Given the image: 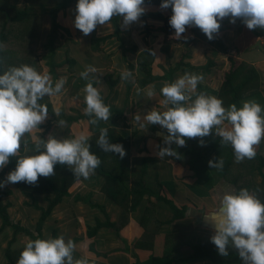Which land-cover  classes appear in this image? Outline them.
Here are the masks:
<instances>
[{"label":"clouds","instance_id":"9594fccd","mask_svg":"<svg viewBox=\"0 0 264 264\" xmlns=\"http://www.w3.org/2000/svg\"><path fill=\"white\" fill-rule=\"evenodd\" d=\"M144 4L145 0H78L74 26L87 36L98 25L109 23L113 17H122V26L127 27L140 21L146 12ZM169 7L172 9L169 24L177 40L187 39L183 36L186 26L198 27L213 40L225 18L233 24L239 18L250 30H264V0H162L160 8ZM3 49L4 45L0 44V50ZM96 71L89 65L80 73L87 81L83 88L84 114L90 117L91 124L107 122L112 115L110 106L89 79V74ZM130 76V72L122 73L123 79ZM203 79L202 74L186 72L174 82H165L160 90L163 99L159 101L163 110L153 108L143 118L135 114L136 126L146 131L149 125L158 124L167 130L164 146L156 152L160 159L179 158L172 145L185 146V138H200L203 146V138L213 129L221 145H231L236 162L254 159L256 148L264 139V107L254 99L243 101L239 108L235 103L225 107L217 96L197 92ZM66 82V77L54 82L47 70L40 72L28 64L9 66L0 73V169L8 165L10 158H16L15 169L0 181V188L18 182L35 185L41 176H54L57 164L67 166L75 178L85 180L100 166V158L90 150V137L84 133L64 139L51 134L42 139L35 134L41 131L39 125L48 117V106L41 101L60 94ZM142 92L152 98L155 86L137 88V94ZM53 112L58 117L60 107L55 106ZM58 123L63 126L66 122L59 120ZM26 134L30 135L34 148L25 147L21 154ZM23 143L27 145L28 141ZM96 143L105 153L119 154L120 158L126 154L122 144L110 142L107 128L100 130ZM208 163L217 170L224 166L222 158L210 159ZM203 219L212 226L210 239L219 255L227 257L229 248H233L243 264H264V202L255 192L247 188L225 189L218 209ZM76 250V243L63 235L28 239L16 264H97V258L90 254L75 257Z\"/></svg>","mask_w":264,"mask_h":264},{"label":"crops","instance_id":"0c3cea01","mask_svg":"<svg viewBox=\"0 0 264 264\" xmlns=\"http://www.w3.org/2000/svg\"><path fill=\"white\" fill-rule=\"evenodd\" d=\"M19 6L22 7L23 4L19 3L18 7ZM144 7L146 8L145 13L158 11L161 9L146 6ZM162 10L169 14H172L171 11H168V9ZM34 13H36V11ZM70 14L71 13H68L67 23L72 27V25L69 23ZM241 21L242 20L237 19L233 24L229 21L228 18H225L220 22L221 27L227 28L226 30L218 34L219 38L224 44V47L227 49L226 51H224L218 48L216 43L213 44L211 40V44H208L199 39L194 41L193 36L187 34V29L183 36H190V38H182L180 40H177L174 38V32L173 34L167 35L166 33H162L157 30L160 26H164L163 22H156L153 19L146 18L145 15H142L139 22H135L126 27L130 28L129 33L134 42L138 40L136 36L138 32L140 43H135L133 47L127 48L126 50L122 49V47L118 45L117 51L115 52L122 57L123 61L125 60L126 62H128V65L122 67L119 73L121 75L125 72L131 73L130 77L126 79L122 78L119 82V85L121 84L123 86V89H120L121 94L118 95L115 91L114 97H111L109 100L108 105L111 107V109H113L114 112L115 110H119L120 112H115V114L112 113V117H110L109 121L105 122L106 124L103 121H99L97 124H91L88 118H84L86 120L82 119V123L80 126H77V124H72L68 131H66L67 126L65 124L63 126L54 125L51 131V135L55 138L57 137V135H60L61 137L63 135L64 137H62V139L73 138L75 135L84 133L90 137V142L92 137L94 136L91 126L94 127L95 131L102 128H107V126L109 125L107 123L113 121V118L114 122H116V125L113 127H115L116 130L118 129L122 132L125 130L127 135H129V133L132 135L131 137L134 144L132 162L134 167L135 159L138 162L137 166L141 169L144 165V160L148 159V157L153 158V161L158 160L161 165L165 164L166 168L164 167L161 169L162 172L160 171V178L163 182L169 185V190L173 193V196L171 197L178 200V205L181 207H187V217L182 220L175 221V211L171 208V206L163 202L158 207L157 214L148 217V219L146 220V225L145 227H143L142 224L146 216L145 213H147V205L149 202L148 198H145L144 200H142L137 210L135 212H131L128 218L125 219L127 220V222L121 229L116 231L111 229H103L100 231L95 240L91 241L85 238L86 228L89 226H94L96 224V221L93 217H91L92 215H90L88 211H86L85 205L82 203L84 205V211L79 213H74L73 209H71L70 211L72 215H76L75 219L78 218L79 222L78 220L76 222L74 219L73 222L71 221L72 223H65L67 225L66 230L65 228L59 227L58 225H56L55 228L48 227L43 231V238H46L48 236L53 237L54 229H59L66 240L72 239L74 241V236H76V245L80 244L81 246H77V250L74 253V256L79 258L83 255H93L97 258V264H151L153 257L162 258L169 256H172L174 259H176L175 264H243V261L239 257L238 252H234L233 248H229V255L227 257H223L218 254L215 245L213 250L217 252L218 258H216V260H213L212 258L197 261L189 260V258L195 252L194 239H196V242H200L202 239H208L211 241L210 237L213 235L212 226L203 219V216L218 209L220 197L225 189L238 191L237 187L233 184L232 179L230 177L219 178L217 176V173H219L218 170L211 168V170H213L214 174L216 175L214 188L212 190H208L204 187H199L198 182L195 180L194 176L192 178L191 174L188 173L189 171L187 170V167L183 166L181 163H176V157H164L160 159L156 155L158 148L164 146L163 142L159 139L160 137H164L168 134L167 130L162 128L158 124H153L149 125L146 131H143L138 126H136L133 120L135 114H140L143 118V114H146L153 108L161 111L163 110L159 104V101L163 99L160 90L165 82H171L168 76H171V70L177 69L178 64L181 62L176 64L170 63L168 65L159 64L156 66H152V63H156L155 60L164 55H167V58H172L174 55L171 52L173 42L179 41L180 43H183V45H185L186 49L188 50V52L184 54V57L186 59H191V62L189 63L182 62L185 67L177 72V74L173 78L174 81L180 76L184 75L186 72L196 73V71L205 70L206 72L208 71V73L210 72V75L208 74L207 77H205L204 82L208 86V88L211 87L212 90L216 92L217 85H221L222 78L225 72L230 68L229 58H232L233 55L237 57L236 60L252 63L251 65H256L264 68V30L260 28L250 30ZM109 23L108 25L110 26L102 25L99 27L110 28L113 26V24L111 23V21ZM96 31H99L98 27L91 34L85 36L82 33L80 37V40H82V43H80L81 54L79 56H76V59L78 61L76 60L77 65L75 69L78 74L77 77H81L80 73L85 70L86 66L91 65L95 67L97 69L96 72L103 68L102 60H99L97 58L84 59L82 55L86 50H88L82 49L83 44L84 46H90L89 49H91V47L93 46L94 39L98 37L95 33ZM70 32L72 34L71 36L74 38L73 27L72 29H70ZM112 32H114V29H104L99 32L100 37H98V39L107 37L106 40L102 42L101 46L109 48L114 45V41L112 38H114L115 36H113ZM202 36L205 38L207 37L206 35ZM61 44L63 47V38L56 42V48H58L55 57L59 56L58 50L62 48ZM6 45L7 44L4 45L3 52L7 53L8 56H15L19 52L18 49L10 48ZM10 50H13L14 52L16 51V53L11 52ZM67 50L68 49H66V51ZM198 51L205 52L203 58ZM41 52L42 51H40V53ZM152 52H154L155 54H153ZM208 52L213 55L212 60L214 66L211 68V71L206 69L208 66H205L204 69H202L203 67H199V70L195 69L196 67L194 66L197 61L198 63H203ZM115 53L112 52L108 54V56H111L112 54L116 55ZM142 58L149 60V63H141ZM140 63L142 69L143 66L149 64L150 68L154 69V72L153 69L152 72H147L144 69L141 70L139 65ZM42 67H46V65ZM35 68L40 71L41 65L39 62H36ZM140 72L144 76H141ZM102 75L103 74L100 73L98 76L93 78V73H90L89 79L91 78L92 80H103L106 75L103 78H97L101 77ZM260 75L261 77H263L264 73L262 72ZM152 78L154 79L151 80ZM68 79H70V77ZM102 80L101 85L104 86ZM144 82H147L148 84L144 85ZM126 83L129 85V88L126 86ZM149 85L155 86V95L152 98H148L143 94V92L141 94H137V88L144 90ZM104 90H106V87H104ZM127 91L129 92L130 98L126 97ZM79 94L77 96H80ZM69 95L70 92L68 94L66 93V96L63 98V100H67V98H69ZM260 95L261 96L258 99L254 100H256L257 102H259L260 100L264 101V87H261ZM78 98H80L82 102L81 108L85 109L86 104L84 103V95ZM48 99V97H45L43 101H48ZM118 100L122 101L121 105H115ZM249 100L253 99L249 98ZM243 101H246V98L245 100H242V102ZM41 103L43 102L41 101ZM53 120L54 119H52V121ZM51 122L49 117H47V119L43 122V124H46L45 130L48 124H50ZM73 133H75V135H73ZM42 135L39 136L42 137ZM23 140L25 139L23 138ZM262 140L263 142L260 143L262 148L260 146L259 149L256 150V152L264 157V151L262 153L260 152L264 148V139ZM27 141L29 142V140ZM30 143L33 144L31 142V139ZM25 147L29 148V144L27 143V145H24V147L21 145V150H23ZM184 147L185 146L178 147L176 145L177 153L180 151V148ZM206 149L212 151L214 148L213 145H210ZM154 166V163H151L148 166L153 178H155L156 175L152 173L157 172ZM169 169H171V175L167 177L165 173ZM262 174L264 175V168L262 172H256V174L254 173L252 177H250V179L253 180V183L256 186H259V184L257 183L255 178L256 176L260 178L262 177L263 181ZM92 182L94 181H91V185ZM178 183L183 184L182 189L179 188V186L177 185ZM186 185H189L188 188L186 187ZM105 204L109 207L108 212L110 213V217L112 219L111 221L113 223H119L124 209L119 204L116 205L114 203H108V200H105ZM42 205L45 206V203H43ZM34 210L35 209L28 207L25 208L23 212H21L22 214H20L21 217L27 216L30 219L29 226H32V219L35 220L37 216V222L40 217L39 211ZM72 215L70 214V217H72ZM68 217H66V221ZM79 224L85 226V230L80 235L78 234ZM94 241H96V243H94Z\"/></svg>","mask_w":264,"mask_h":264},{"label":"trees","instance_id":"16d2710c","mask_svg":"<svg viewBox=\"0 0 264 264\" xmlns=\"http://www.w3.org/2000/svg\"><path fill=\"white\" fill-rule=\"evenodd\" d=\"M77 2L78 0H0V44L5 45L10 42V36L8 37V34L11 29L20 33V38H18L20 41V52H18L15 56H10L12 57L11 60L10 58H7V53L0 50V73L5 71L9 66L28 64L35 67L36 61H34V54L38 48L42 47L47 52L44 57L48 60L47 64L51 68L50 72L55 74L57 66L54 63V59L58 48H56V42L62 38L66 39L68 35L72 38L70 28L67 27V10H69V8H76ZM161 2L162 0H145L144 6L160 8ZM19 3H22L23 7H18ZM34 9H37L36 13L33 12ZM168 11H171L172 13V9L170 7L168 8ZM37 14L40 15L39 18ZM144 15L146 18H152L156 22L164 23V26H160L157 29L159 32L170 35L175 31L169 24V19L172 14L168 15L164 10L160 9L158 11L147 12ZM111 23L115 27V33L113 36H118L119 39H122L119 36L123 29L122 17H113ZM47 25H51V28L48 29ZM226 29L227 28L225 27H220L219 32L214 34L215 38L211 40L213 44L216 43L218 48L224 51L227 49L224 47V44L218 34ZM106 38L98 39V37H96L94 39V45L99 48ZM25 49H28V51L32 53L30 55L31 57L22 55ZM122 49L126 50L127 48ZM68 52L69 50L66 51L67 57L69 56ZM230 61L231 70L227 72L224 77L222 83L223 91L220 96L222 95V97L226 98V107L230 105L228 101L229 99L232 104L235 103L239 108L241 107L242 100L246 97L258 99L261 96V76L259 71L255 70L252 65H249L246 62H240L238 64L233 59ZM68 63H70L71 66L77 65L75 60H68ZM213 66L214 63H210L207 70L210 71ZM184 67L185 65L181 62L178 64L177 69H172L171 76H168V78H170L169 80L174 82L173 78L177 72L180 69L182 70ZM143 69L147 72H152L149 64L143 66ZM72 72L74 73L76 71ZM153 79L154 78L151 80ZM105 80L111 89V94H113L120 82L119 79H115L113 75L109 74L106 75ZM92 82L93 86L97 88L98 83L95 80H92ZM86 83L87 81L80 78L76 86L79 88L81 85L85 86ZM146 84L148 83L144 82V85ZM100 94L105 104L108 105V100L104 99V93ZM112 110L113 109L110 108V111ZM115 112L120 111L115 110ZM48 114H50L54 120L48 124V127H46V133L41 137L42 139H47V135L51 133L53 126L59 125V120L65 121V125L68 124L66 131L70 129L72 124H75L81 119L88 118L90 120V117H85V115L67 117L64 112H60V115L57 117L51 106H48ZM91 129L94 136L89 142L91 145L90 150L101 160V164L95 170V174L87 180L83 178L77 179L74 177L71 169L65 165L57 164L54 166L56 173L54 176L49 178L41 176L35 185H30L26 182L15 183L14 185L18 186L22 190V194L27 197L25 202L26 206L40 212V217L34 227L25 225L22 226V222L17 224L14 223V219L10 216L8 211L13 205L11 204V201L8 200L9 196L13 194V191L9 188V184L0 188V219H2L0 232H3V229L6 226H11L15 229V232L24 231L33 239L38 237L43 238L44 229L48 227H56V223L51 220L55 208L61 204L64 205L63 207H68L69 209L74 210L75 204L79 202L85 205L86 211H88V213L92 215L91 217H93L96 221L94 226L86 228L85 238L91 241L95 240L100 231L103 229H111L114 231L121 229L127 222L125 219L128 218L131 212H135L137 210L138 206L145 198H148L149 202L147 205V213H145L146 216L142 224L143 227H145L148 217L157 214L158 207L163 202L171 206V208L175 211V221L182 220L187 217L186 206H179L174 199L170 198L166 193H162L165 192V190L169 191V185L163 182L160 178V171L165 167V164L161 165L158 160L153 161V158L148 157V159L144 160V165L140 169L137 166V160H135V168L140 171H136L135 180L131 186V178L133 177L131 174L132 168L130 161L133 148L131 138L116 134L113 128H107L110 142L120 143L125 149V156L120 158L119 154L103 152L96 143L100 132L97 130L95 131L92 126ZM188 140L189 139L187 138V144L185 147L180 148V151L177 153L179 158H176L175 161L176 163H181L183 166L187 167V170L192 173L195 180L198 182L199 187H204L208 190H212L214 188L216 177L211 173H214V171L211 170L208 161L210 159L215 160V157L216 159L222 158L224 161L223 169L218 170V172L223 174L225 178H227L228 172H231L230 178L238 190L241 188H247L257 194L258 191H261L260 187H264L263 174V182L260 186H256L250 177L246 178L247 171H253V174L263 171L264 157L261 154L259 155L258 152L254 159H245L238 163L235 161L231 145H221L220 138L216 136V134L214 138H210L203 146L196 145V149L190 148ZM28 144L29 149L34 148L33 144L30 142H28ZM24 145L25 144L23 143L22 146L24 147ZM210 145H213L214 148L213 155H209L204 152ZM212 156H214V158ZM151 163H154V168H156L157 171L152 173L156 175L155 178L151 176V172L149 171L148 166ZM245 165L247 167L244 168L243 166ZM15 166L16 158L12 157L10 158L8 165L0 170V181L4 180L7 174L15 169ZM242 170L244 172V176ZM91 181H94L92 182V185ZM72 188H75L74 190L77 192H72ZM71 199L72 203H70ZM105 200H108V203H114L116 205L119 204L124 209L120 220V222L122 221L121 224L120 222L113 223L111 221L112 219L110 217V213L108 212L109 207L105 204ZM261 201L264 202V199ZM43 203H46L45 206L42 205ZM130 203H132V205ZM77 220L78 218L75 219L76 222ZM60 235H62V232H60L59 229H54L53 238ZM74 242H77L76 236H74ZM194 242L195 252L189 258L190 261L203 260L207 258L216 260V258H218L217 252L213 250L214 243L210 240L202 239L200 242H196V239H194ZM94 243H96V241H94ZM12 244L13 243H11L5 251L8 259L11 261V264H16L17 260L14 261V254L17 252L12 254L10 253ZM175 260L176 259L172 256L162 258L153 257L151 264H175Z\"/></svg>","mask_w":264,"mask_h":264},{"label":"rangeland","instance_id":"374dc122","mask_svg":"<svg viewBox=\"0 0 264 264\" xmlns=\"http://www.w3.org/2000/svg\"><path fill=\"white\" fill-rule=\"evenodd\" d=\"M19 7H21V6H19ZM153 8H158V7H153ZM36 10L34 9L33 12H35ZM67 13H71L70 14L69 23L72 25V27L74 29V34H73L74 38L73 37L70 38L69 35H68L67 38L64 39L63 47H62V44H61L62 48L58 50L59 56L55 57V59H54V63L57 66L56 70H55V74L50 72L51 68L47 64L48 60H46L45 57H44L47 54V52L43 48L40 47L37 50L34 49V50H36V53L34 54V61L40 63V65H41L40 72H43L44 70H47L50 73V75H51V77H52L54 82H55V80L59 79L60 77H66L67 81H68V83L66 82V84L64 85V90L62 91V93L58 94L57 96L51 97V98L48 97L49 98L48 101H42V102L47 104L48 106H51L52 109H54L55 106H59L60 107V112H64V114L67 115V117H69V116L78 117V116H83L82 114H84V109L81 108V103H82L81 99L78 98V97H82L83 95H85L84 92H83V88L85 86L81 85V87H79V88L76 86L79 78H81V77H77V75H78L77 72H74V73L72 72V71H75L76 65L75 66H71V64L68 63V60H75L76 61L77 60L76 56H79L81 54V52H80L81 51L80 50L81 44L80 43H82V40H80V37L82 35V31L77 29L74 26L76 8H71V9L67 10ZM167 14L169 15V13H167ZM37 15H38V18H39L40 15L39 14H37ZM150 19H152V18H150ZM103 26H110V25H108V23H107V24H105ZM67 27L72 29V27L68 23H67ZM97 27H98L99 31H96L95 33H96V35L98 37H100L99 32L101 30H104V29H114V32H112V33L113 34L115 33V27L114 26H112L110 28L109 27L108 28L107 27L106 28L105 27L100 28L99 25H98ZM47 28L50 29L51 25H48ZM129 29L130 28L123 27L122 33H120V35H119L122 39H119L118 36H115L114 38H112L113 41H114V45H112L109 48H106V47H103V46H100L99 48H97L93 44L91 49H89L90 46H84V44H83L82 49H84V50L88 49L82 54L84 59L85 58H90V59L91 58H97L99 60H102L103 68L101 70H98V72L93 73V78L98 76L100 73H102L103 75L101 77H97V78H103L105 75L111 74V75H113L115 77V79H119V81H121L122 75L119 73V71L121 70L122 67L128 65V62H126L125 60L123 61L122 57L115 53L117 51L118 45H120V47H122V48H131V47H133V45H135V43L136 44L140 43L139 42L140 38H139L138 32L136 34L138 40H136L134 42L133 39L130 36ZM186 29H187V34L188 35H192L194 41L199 39V40H203L204 42H206L208 44H211V41L207 37L205 38V37L202 36V35H205V34L202 31H200L198 29V27H195V26L186 27ZM228 30H230V29H228ZM9 36H10V42L7 44V46L10 47V48H16L20 52V41L18 39V38H20V33L18 31H16V30H12L11 29V31L8 34V37ZM189 38H190V36L187 37V39H189ZM167 43H168V40H167ZM66 49L69 50V52H68L69 56L68 57L66 55ZM10 51L13 52V53H16V51L15 52L13 50H10ZM40 51H42V52L40 53ZM112 52L115 53L117 56L113 55V54L111 56H108V54H110ZM171 52L174 54L172 58H167V55L161 56V57H159L158 59L155 60L156 63H152V66L153 65L156 66V65H159V64L168 65L170 63L171 64H176V63H179V62H184V63L185 62H187V63L191 62L190 58L186 59L184 57V54H186L188 52V50L186 49V46L183 45V43H180L179 41L173 42L172 43V47H171ZM198 52L201 55V57L203 58V55L205 54V52H200V51H198ZM31 54L32 53L29 52L28 49H25V51L22 53L23 56H29V57H31L30 56ZM212 56L213 55L208 52L206 54V56H205V61L203 63H198V61H197V63H196L197 65L195 64V66H194V67H196L195 69L199 70V67H203L202 69H204L205 66H209L210 63L213 62V60H212L213 57ZM233 56H232V58L229 56L230 57L229 58L230 68L225 72V74H224V76L222 78V83H223L224 77L227 74V72H229L231 70V61L230 60L233 59L238 64L241 62L239 60H236L237 57L235 55H233ZM239 56H241V55H239ZM108 57H109V59H108ZM7 58H10V60H11L12 57L7 55ZM208 60H209V62H208ZM148 61L149 60L144 59V58L141 59V63L148 62ZM141 63L139 64L140 65V69L143 70L142 67H141ZM247 64L251 65L252 63H247ZM45 65H46V67H42V66H45ZM252 67H254L255 70L259 71L260 74L262 72L264 73V68L263 67H259V66H256V65H252ZM153 72H154V69H153ZM196 73L197 74H202L203 77H204L203 81L201 83H199L198 86H197V92L199 93L201 91V92H204V93H206L208 95H214L215 94L214 96H217L218 98H220V99H222L224 101L223 105L226 107V103H225L226 102V98L222 97V95L220 96V94H222V91H223V89H222L223 84L221 83V85H219V86L217 85V87H216L217 91L214 92L212 90V88L211 87L208 88V86L204 82L205 77H207V75L210 72L208 73V71L206 72L205 70H199V71H196ZM140 75L144 76L141 72H140ZM69 77H70V79H68ZM101 80L102 79L95 80L98 83L97 89L100 91V93H104V99H107L108 100V104H109L110 98L114 97L115 93L111 94V89H110L108 83L106 82L105 78H103V80H102V83L104 84V86L101 85ZM84 81H86V80H84ZM263 81H264V76L261 77V80H260L261 87H264ZM126 86L129 88V85L127 83H126ZM104 87H106V90H104ZM261 87H260V93H261ZM120 89H123V86L121 84L120 85L118 84L117 87H116V90H115L116 94H118V95L121 94ZM262 91H263V89H262ZM69 92H70L69 98H67V100H63V98L66 96V93L68 94ZM79 92H80V94H79ZM78 94L80 96H77ZM126 97L130 98L128 91H127ZM247 99L249 100L248 97H246V100ZM228 101H229V104L231 105L232 104L231 101L229 99H228ZM121 102H122L121 100H118L115 105H121ZM258 103H260L261 106L264 107V101L263 100H260ZM69 108H71V109H69ZM79 112L82 113V114H80ZM111 112L113 114H115V112L113 110ZM48 117H49L50 122H51L53 117L50 114L48 115ZM81 120L76 122L75 124H77V126H80L81 125ZM112 120L113 121H111L110 123H107V124H109L107 126V128H113L115 130V133L118 134V135H121V136H124V137H130L131 141H132V145L134 146L133 139L131 137L132 135L130 133H129V135H127L125 130L123 132L118 130V129L116 130L115 127H113V126L116 125V122H114L113 118H112ZM103 122L105 123V121H103ZM45 126H46L45 123L44 124L43 123L40 124L39 128H40L41 131L40 132L36 131L35 134L38 135V136L42 135V134H45L46 133ZM100 130H97V131L100 132ZM49 135H47V137ZM73 135H75V133H73ZM214 136H215V131L212 130L210 135H208V136L203 138L204 139V143H207L209 141V139L210 138H214ZM62 137H64V136L62 135ZM62 137L60 135H57L56 138L57 139H62ZM24 139L26 141L29 140V142H30V139H31L30 135L26 134ZM159 140H161L163 142V137H160ZM199 140H200V138L189 139L188 143H189L190 148L191 149H196V145H201L199 143ZM261 142H263V140H261ZM260 146L261 145L259 144L257 146L256 150H258ZM172 147L177 150L175 144H173ZM261 148H262V146H261ZM29 150H31V149H29ZM133 150L134 149L132 148V156L130 157L131 168H132V173L131 174L133 175V177L131 178V186L134 183L135 173H137L136 171L139 172V170H137L134 167L133 162H132L133 161V159H132L133 158ZM263 151H264V148L260 152L262 153ZM204 152H206L209 155H213L214 150L210 151V150L206 149ZM21 154H24V149L21 150ZM28 154H32L31 151H29ZM212 157L214 158V156H212ZM214 159H216V157ZM243 167L245 168L247 166L245 165ZM0 170H2V169H0ZM188 173H190L191 177L193 178L192 173L190 171ZM211 173L214 174L213 172H211ZM242 173H243V176H244L243 170H242ZM246 173H247V177L246 178L252 177V175H253V171L252 172L251 171H247ZM230 174H231V172H228L227 177H230ZM165 175L167 177L169 175H171V169L167 170ZM217 176L219 178H225V176H223V174H220V173H217ZM215 177H216V175H215ZM255 179H256L257 183L259 184V186H260V184L263 182L262 181V177L260 178V177L256 176ZM177 185L179 186V188H181V189L183 188V184H179L178 183ZM188 186L189 185H186L187 188H188ZM10 187H11V189L13 191V194L10 195L8 199H9V201H11V204H13V205L8 210L9 214L14 219L13 221H14L15 224L22 222V226H24V225L25 226H29L30 219L27 216L21 217V215H20V214H22L21 212H23V210L25 208H28V206H26V204H25V202H26L25 198H27V197L22 194V190L18 186L14 185L12 183H9V188ZM74 189L75 188H72L71 191L72 192H77ZM260 189H261V191H258V193L256 195L261 200H263V198H264V192H263L264 191V187L262 186V187H260ZM162 193H164V194L166 193L170 197L173 196V193L170 190L169 191L165 190V192H162ZM174 200L176 202L178 201L176 199H174ZM70 203H72V199L70 200ZM130 204L132 205V203H130ZM63 206L64 205L60 204L59 206H57L55 208V210L53 211L54 215L52 214V219L51 220H53L56 223V225H58L59 227L65 228V230H66V226L67 225L65 223H67V222L68 223H72L71 221H73L75 219L76 215H72V213H70L71 209H69L68 207L67 208L63 207ZM82 211H84V205L81 202L76 203L75 204V209L73 210V212L74 213H79V212H82ZM70 214L72 215V217H70ZM68 215H69V217H68ZM66 217H68L67 221H66ZM37 218L38 217L36 216V219ZM36 219L35 220L34 219L31 220V222H32V226L31 227H34L36 225V223H37ZM1 226H2V219H0V227ZM67 229H70V228H67ZM3 230H4L3 232H0V264H11V261L8 259L7 255H6V251H5L7 249V247L11 243H13L11 245L10 253L12 254V253L17 252V253L14 254L15 255V258H14L15 260L14 261H16L17 258H18L19 252H21V250H22V248L24 246V243L28 239H33V238L31 236H29L28 234H26V232H24V231L15 232V229H13V227H11V226H6ZM84 230H85V226L79 224V226H78V234L80 235ZM34 233H35V230H34ZM14 235H15V237H14ZM77 246H81V245L77 244ZM234 252H236L235 249H234Z\"/></svg>","mask_w":264,"mask_h":264}]
</instances>
